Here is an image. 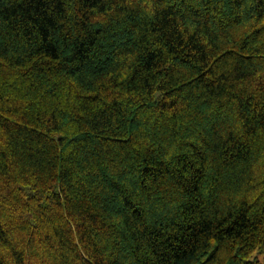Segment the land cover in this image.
Returning a JSON list of instances; mask_svg holds the SVG:
<instances>
[{
    "label": "trees",
    "instance_id": "obj_1",
    "mask_svg": "<svg viewBox=\"0 0 264 264\" xmlns=\"http://www.w3.org/2000/svg\"><path fill=\"white\" fill-rule=\"evenodd\" d=\"M264 0H0V264H264Z\"/></svg>",
    "mask_w": 264,
    "mask_h": 264
},
{
    "label": "rangeland",
    "instance_id": "obj_2",
    "mask_svg": "<svg viewBox=\"0 0 264 264\" xmlns=\"http://www.w3.org/2000/svg\"><path fill=\"white\" fill-rule=\"evenodd\" d=\"M263 257H264V250L257 254L258 260H262Z\"/></svg>",
    "mask_w": 264,
    "mask_h": 264
}]
</instances>
